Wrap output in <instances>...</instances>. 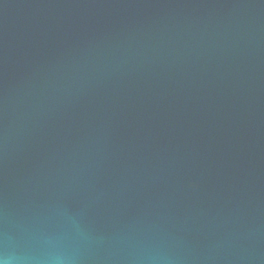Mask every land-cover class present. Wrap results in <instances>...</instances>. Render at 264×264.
<instances>
[{"label": "water", "instance_id": "1", "mask_svg": "<svg viewBox=\"0 0 264 264\" xmlns=\"http://www.w3.org/2000/svg\"><path fill=\"white\" fill-rule=\"evenodd\" d=\"M0 264H264V0H0Z\"/></svg>", "mask_w": 264, "mask_h": 264}]
</instances>
